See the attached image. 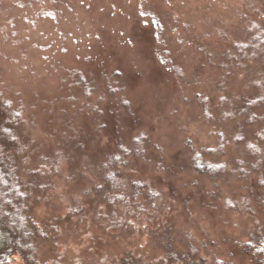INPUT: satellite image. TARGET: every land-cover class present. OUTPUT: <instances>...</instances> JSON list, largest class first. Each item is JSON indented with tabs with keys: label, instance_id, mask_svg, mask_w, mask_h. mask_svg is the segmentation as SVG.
Here are the masks:
<instances>
[{
	"label": "rangeland",
	"instance_id": "1",
	"mask_svg": "<svg viewBox=\"0 0 264 264\" xmlns=\"http://www.w3.org/2000/svg\"><path fill=\"white\" fill-rule=\"evenodd\" d=\"M2 100L62 166L33 207L59 228L40 264H186L185 241L264 264V0H0ZM186 141L225 169L193 172Z\"/></svg>",
	"mask_w": 264,
	"mask_h": 264
},
{
	"label": "trees",
	"instance_id": "2",
	"mask_svg": "<svg viewBox=\"0 0 264 264\" xmlns=\"http://www.w3.org/2000/svg\"><path fill=\"white\" fill-rule=\"evenodd\" d=\"M260 98L262 95L248 102L245 101V105L244 103L241 105L240 116L248 115L254 106L259 104ZM25 123L19 108L13 107L8 100H2L0 105V264H10L9 258L15 254H19L26 264H40L38 250L43 242L42 239L47 238L48 234H57L59 229L54 224V220L48 221L45 227L41 228V224L35 218L36 210H33V207L40 202V193L48 186L47 182L51 181L52 176L62 173V166L57 164L58 161L54 163L50 160L48 166L53 164L54 167L49 171H41L37 167L36 164L40 161L35 156L38 148L32 137H25L24 134H28L25 131ZM135 140L136 146L133 151L139 154L150 141L144 134L139 135ZM189 144L190 141H186L185 145L189 146ZM138 146L143 147V150L138 149ZM189 147L192 151L190 166L193 172L214 175L217 171L225 169L222 164L213 163L208 157L215 152L213 148L201 147L198 150L193 146ZM165 235L166 238L169 237L168 232ZM184 246L190 248L185 252L186 257L192 258L186 264H205L197 263L195 260L203 261V258L196 257L197 250L192 242L185 241ZM257 246L255 255L259 260H264V247ZM180 250L181 254L183 253V248L176 250L170 264H174V260L180 257ZM204 260L206 261V258ZM213 264L232 263L218 259Z\"/></svg>",
	"mask_w": 264,
	"mask_h": 264
}]
</instances>
